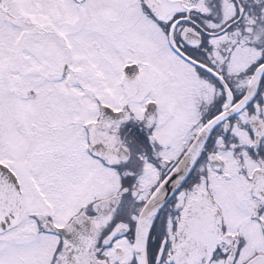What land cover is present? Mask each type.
Here are the masks:
<instances>
[{"label": "snow or ice", "instance_id": "1", "mask_svg": "<svg viewBox=\"0 0 264 264\" xmlns=\"http://www.w3.org/2000/svg\"><path fill=\"white\" fill-rule=\"evenodd\" d=\"M0 264H264V0H0Z\"/></svg>", "mask_w": 264, "mask_h": 264}]
</instances>
